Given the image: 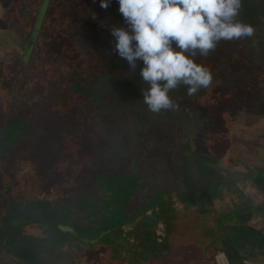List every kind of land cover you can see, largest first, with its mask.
<instances>
[{"label": "trees", "instance_id": "16d2710c", "mask_svg": "<svg viewBox=\"0 0 264 264\" xmlns=\"http://www.w3.org/2000/svg\"><path fill=\"white\" fill-rule=\"evenodd\" d=\"M55 6L59 10L56 13L57 19L50 24L49 11ZM118 8L116 0H111L107 9L100 7L99 0H50L42 27L44 30L53 28L62 33L65 42L73 44V48L64 46L66 52H78L79 59L68 63L67 59L58 60L60 57L54 55L58 60L54 61L55 66L46 62L43 67L45 72L39 70L37 74H30L23 71L16 85L10 89H0V142L8 132L18 131L21 126L31 129L29 135L18 136L11 142L9 153L4 152L10 160L21 157L24 161V170L30 176V181L21 187L25 196L16 197L13 194L15 188L10 185L5 158L0 156V198L8 201V204L0 205V218L8 221L5 223L7 225L0 228L3 239L10 223L16 222L13 215L26 212L37 215L32 208L34 203L36 206L51 205L56 209L63 207L51 199V194L58 192L59 187L53 181L49 185V178L60 175L70 165L84 177L87 176L84 179L86 182L79 183L80 186L85 191L90 190L91 186L94 195L101 198L104 194L103 182L114 189L115 179L125 172L122 171V165L131 161L129 159L132 157L137 161L142 159L134 153L141 151L142 137L145 138L150 131L147 120L149 111L143 103V91L149 85L139 75L142 62L138 61L135 73L130 74L127 61L120 58L115 50L116 41L111 35V28L128 27ZM60 12L66 16H60ZM16 16V13L12 15L11 23L19 33L20 21ZM24 25H27L24 38L31 41L35 52L39 45L45 48L47 38L43 36L42 27L36 39H32L34 28L29 32V25ZM0 44L9 51L20 52V46L14 41L0 40ZM234 55V52H230L221 58L222 63L216 66L213 82L207 89H201L193 97L186 95V99L178 87L170 92V97L178 99L197 117L202 108L207 107V110L221 117L226 129L230 130L235 106L227 97L226 88L230 84L229 71ZM45 57L42 59H47ZM80 60L83 64H79ZM26 67L23 65V70ZM37 84L41 85L42 93L29 101L33 86ZM171 112L162 111L157 115L162 119L168 118ZM211 117L207 119L208 123ZM85 140H89L92 149L81 153L80 148ZM174 152L180 162L179 172L183 174L184 194L174 189L177 175L170 161L155 158L156 170L150 175L146 176L139 171L125 172L131 173V176L124 175L127 177L123 178H128L134 189L129 206L121 210L119 205H112L114 201L103 196L102 201L108 200L111 203V211L100 215L93 224L85 222L74 226L78 239L82 240L87 234L88 240L99 239L105 242L104 237L110 235L107 233L114 231L112 227L108 229V224H112V220L118 217V247L121 256L128 258L130 264L206 262L213 254L212 250L217 249L216 242L221 241L225 245L226 240H239L242 235L216 216L222 208L212 206L217 197L211 202L210 198L217 194L220 196L221 188L211 186L199 155L188 148L187 144L176 145ZM69 155L73 156V161ZM75 160L79 163H74ZM138 162L140 168L137 170H142L144 165L141 160ZM149 188L154 190V194L144 197L141 189ZM139 195H143V198ZM35 219L41 220L39 217ZM27 221L31 220H20L18 223L27 225L24 224ZM62 221V218L56 216L51 218L50 223L61 232L59 228ZM46 223L42 221L40 224ZM251 234L249 232L244 238ZM252 236L257 238L254 234Z\"/></svg>", "mask_w": 264, "mask_h": 264}, {"label": "rangeland", "instance_id": "374dc122", "mask_svg": "<svg viewBox=\"0 0 264 264\" xmlns=\"http://www.w3.org/2000/svg\"><path fill=\"white\" fill-rule=\"evenodd\" d=\"M49 3L50 0H0V40L5 42L11 40L20 46V52H13L0 44V89H10L16 85V80L23 71L30 74H37L39 70L45 72L43 67L46 62L55 66L54 61L62 58L67 59L66 62L79 59L78 52H66L64 46L73 48V44L65 42L62 33L53 28L43 29L42 22L48 12ZM58 11L57 6L49 11L50 24L57 19ZM15 13L17 15L15 18L20 21L19 33L13 29L11 23L12 15ZM60 16L65 17L66 14L60 12ZM14 21L17 23V20ZM24 24L29 25V32L34 28L32 39L38 35L42 27L43 36L47 38L44 43L45 48L39 45L35 52L31 41H26L24 38V29L27 27ZM261 28L264 29V20ZM262 44L264 45V38ZM221 46L225 47L226 42L221 41L207 57L196 58L198 63L210 69L213 76L216 74V66H220L222 63V59L219 57L222 55ZM54 55L60 58L56 60ZM43 56H46L47 59H42ZM80 61L79 64H83V61ZM23 65L27 66L24 70ZM223 78H225L224 74ZM26 83L27 81L22 83L21 88ZM179 91L183 98L187 99V87H179ZM41 93V85L33 86L29 101L36 99V95ZM172 100L178 104V108L171 110L168 118L162 119L157 114L148 113L149 134L145 138L142 137L141 151L138 154L134 153L136 157H142L140 160L144 165L143 169L137 170L140 168L138 162L140 160L137 161L132 157L129 159L131 161H126L122 165V171H139L147 176L156 170L155 158L169 160L177 175L174 189L182 195L186 189L183 186V174L178 169L180 162L174 152L176 145L186 146L187 144V147L197 155H202L203 161L208 163L215 161V165L211 166L217 168L221 175L225 176V180L223 183H220L218 179L214 180V184L220 186L222 194L211 196L210 202L217 197L212 206L222 209H219L216 216L242 236L240 235V239L235 242H232L231 239L224 241V249H213L212 257L210 256L208 261L197 264H258L254 258L262 259L264 250L259 252L260 250L249 245L254 243L252 242L254 239L250 237L245 239L244 237L249 235V232L253 234L259 227L257 223L264 220V197L256 194L254 188V183H260L262 188L264 187V101H259L256 104L249 101L244 102L242 106L244 112H240L237 116L235 120L237 123H233L234 130L231 132L226 129L224 120L213 111L207 110V107L202 108L201 114L197 117L190 113V108L183 106V103L178 99L173 98ZM241 101H245V98L241 97ZM210 117L208 123L207 119ZM30 132L31 129L28 130L21 126L18 131L8 132L5 139L0 142V156L5 158L7 175L11 180L10 185L15 188L13 194L16 197L25 196L21 187L30 181V176L24 170L25 164L21 157L20 159L14 157L10 160L6 158L7 154L5 155L4 152H10V144L15 138L29 135ZM16 133L18 134L16 135ZM80 149L81 153L90 151L92 146L89 140H85ZM73 159L72 156V161ZM74 163H79V161L75 160ZM72 166L70 165L60 175L49 178L51 180L49 185L52 184V181L53 184L58 183V192L51 194V199L60 203L63 206L61 209H56L51 205L36 206L37 204L34 203L32 208L37 215L26 212L23 215L12 216L16 222L10 223L5 230V239L15 252L14 259L18 258L16 260H19L21 264H130L128 258L121 256L120 247H118L120 244L116 230L118 217L112 220V224H108V229L112 227L114 231L110 230L107 233L110 235L104 237L105 242L99 239L88 240L87 234L82 240L78 239V234L74 232V226L85 222L93 224L100 215L103 216L111 211V203L109 204L108 200L102 201L103 196L105 199L114 201L112 205H119L121 210L124 206H129V202L133 200L134 189L128 182V178L124 179L123 177H127L124 175L131 176V173L123 172L115 179L113 185L115 190L111 189L107 182H103L104 194L100 198L94 195L91 186L90 190L86 191L80 186L79 183L86 182L84 179L87 176L84 177ZM107 186L109 187L107 188ZM88 187L89 185L86 186L87 189ZM1 189L2 177L0 175ZM141 193L144 197L145 195L152 196L154 190L152 188L141 189ZM143 195H139L140 198H143ZM1 204H8V201H2L0 198ZM56 216L63 219L59 228L61 232H58L54 224L50 223L51 218ZM37 217L47 223L27 225L18 223L20 220H33ZM6 222L8 221H5V218H0V228L7 225ZM261 224H264V221ZM101 225L104 226V224ZM262 234L264 235V233ZM10 264L14 263L10 262Z\"/></svg>", "mask_w": 264, "mask_h": 264}, {"label": "clouds", "instance_id": "9594fccd", "mask_svg": "<svg viewBox=\"0 0 264 264\" xmlns=\"http://www.w3.org/2000/svg\"><path fill=\"white\" fill-rule=\"evenodd\" d=\"M107 9L111 0H99ZM127 28L112 27L115 50L134 74L149 87L143 103L149 112L178 108L170 92L181 85L195 96L213 82L210 69L197 62L221 41L233 42L254 35L252 25L238 19L242 0H116Z\"/></svg>", "mask_w": 264, "mask_h": 264}, {"label": "flooded vegetation", "instance_id": "af4514ba", "mask_svg": "<svg viewBox=\"0 0 264 264\" xmlns=\"http://www.w3.org/2000/svg\"><path fill=\"white\" fill-rule=\"evenodd\" d=\"M262 18L264 20V0H242L238 19L252 25L255 29L254 35L239 41L226 42L225 47H220L222 50L220 58L230 52L236 54L232 58V64H230V73L228 72L230 84L229 88H226V95L235 106V116L230 120L231 132L234 130L233 123L236 122L237 116L240 112H244L242 109L244 102L249 101L256 104L259 101H264V45L262 44L264 29L261 28ZM241 97L245 98V101H241ZM199 156L211 186H217L214 184L216 179L223 183L225 176L221 175L217 168L211 166L215 165V161L208 163L205 160L203 161L202 155ZM254 186L256 194L264 197V187L262 188L260 183H254ZM1 236L2 234L0 235V264H10V262L21 264L19 260H16L18 258L14 259L15 252L10 248L7 240Z\"/></svg>", "mask_w": 264, "mask_h": 264}, {"label": "crops", "instance_id": "0c3cea01", "mask_svg": "<svg viewBox=\"0 0 264 264\" xmlns=\"http://www.w3.org/2000/svg\"><path fill=\"white\" fill-rule=\"evenodd\" d=\"M259 205V204H258ZM257 205V206H258ZM264 210V209H263ZM263 219V218H262ZM263 221L264 220H262V221H260V222H258L257 223V225L259 226V227H257V229L253 232V234L257 237V238H254L253 236H252V234L249 236L250 238H252V239H254L252 242H254V243H250L249 245H252L253 247H255L259 252H262L263 250H264V235L262 234V233H264V224H261V222L263 223ZM248 237V238H249ZM243 238V237H242ZM246 239V238H245ZM236 240H232V242H235ZM238 241V240H237ZM228 242V241H227ZM220 244H221V246H220ZM215 247L217 248V249H224V245L222 244V242L220 241V242H216L215 243ZM255 259V261H257L256 263H258V264H264V257H262V259H256V258H254ZM195 264H197V263H195Z\"/></svg>", "mask_w": 264, "mask_h": 264}, {"label": "water", "instance_id": "95a60500", "mask_svg": "<svg viewBox=\"0 0 264 264\" xmlns=\"http://www.w3.org/2000/svg\"><path fill=\"white\" fill-rule=\"evenodd\" d=\"M28 223H30V224H40V223H42V221L38 220V219H34V220H31V221L24 222V224H28Z\"/></svg>", "mask_w": 264, "mask_h": 264}]
</instances>
